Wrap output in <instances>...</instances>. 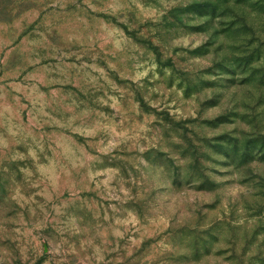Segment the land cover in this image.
<instances>
[{
	"label": "rangeland",
	"instance_id": "1",
	"mask_svg": "<svg viewBox=\"0 0 264 264\" xmlns=\"http://www.w3.org/2000/svg\"><path fill=\"white\" fill-rule=\"evenodd\" d=\"M0 264H264V0H0Z\"/></svg>",
	"mask_w": 264,
	"mask_h": 264
}]
</instances>
